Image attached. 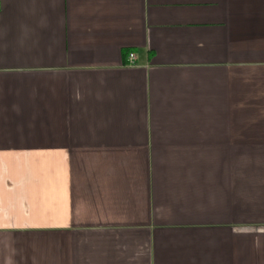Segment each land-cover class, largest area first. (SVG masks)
<instances>
[{"label":"crops","instance_id":"1","mask_svg":"<svg viewBox=\"0 0 264 264\" xmlns=\"http://www.w3.org/2000/svg\"><path fill=\"white\" fill-rule=\"evenodd\" d=\"M0 264H264V0H0Z\"/></svg>","mask_w":264,"mask_h":264},{"label":"built area","instance_id":"2","mask_svg":"<svg viewBox=\"0 0 264 264\" xmlns=\"http://www.w3.org/2000/svg\"><path fill=\"white\" fill-rule=\"evenodd\" d=\"M129 59H133L134 55L132 53H129Z\"/></svg>","mask_w":264,"mask_h":264}]
</instances>
